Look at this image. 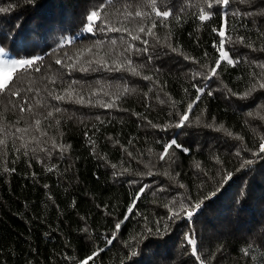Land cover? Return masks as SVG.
<instances>
[{"label":"trees","instance_id":"16d2710c","mask_svg":"<svg viewBox=\"0 0 264 264\" xmlns=\"http://www.w3.org/2000/svg\"><path fill=\"white\" fill-rule=\"evenodd\" d=\"M126 2L135 3L136 0H113L116 8ZM189 2L197 4L198 0H167L173 15L182 17L179 24L173 17L167 20L172 32L170 42L173 46L178 44L184 55L213 66L218 53L213 49L212 41H219V37L211 32L210 25L219 27L220 17L217 15L198 27L201 22L192 15L197 8L188 6ZM101 3L106 5L105 10L110 13L114 26L134 28L140 23L139 18L125 22L120 13L107 7V0H32V3L0 0V7L12 6L10 11L0 13V46L14 59L43 58L37 62L39 72L31 71L19 81L21 88L39 89V95L32 92L22 93V96H28L33 104V97L43 101L44 106L34 108L35 118L42 120V127L47 129L49 136L56 137L58 144L71 145L62 154L59 149L53 151L49 159L31 140L38 133L24 134L23 141L13 137L15 128L12 125L16 120L23 115L31 123L33 114L27 111L21 114L7 103L8 99L19 103L20 98L0 97V113H3L0 125L8 133L7 155L0 159V264H79L98 248L105 250L88 264H121L122 261L123 264H199L185 239V234L193 232L198 255L205 264H264V152L259 151L260 138L264 137V120L246 115L264 104V90L240 99L230 95L223 86L226 84L237 93L243 92L249 72L259 71L249 61H264V53L239 43H226L225 49L231 53L234 48L241 62L236 67L222 63L217 69L219 78L193 79V72L205 69L164 46L163 38L168 29L157 20L154 31L161 38V45L153 51V38L140 34L149 41V53L136 55L133 51L131 55L134 65H145L141 75L108 71L95 62L88 71H80L81 67L88 66L87 61L101 57L110 67L114 66L113 59L123 61L124 57L118 54L127 46L125 41H130L127 33L84 31L86 15ZM182 7L185 10L180 12ZM232 9H239L241 13L259 11L264 9V0H253L251 5L234 0L229 5V11ZM161 10H165L163 6ZM228 23V32L233 39L243 35L246 40L250 37L257 48L264 44V37L259 36L264 31V16L237 20L230 17ZM233 26L236 31L231 30ZM113 39L117 41L115 46L110 43ZM97 40L104 42L101 48H93L92 53L84 52L77 58L78 51ZM131 42L137 48L144 47L140 41ZM205 51L209 53L207 58ZM97 52L99 56L94 55ZM64 53L71 56L72 61L67 60ZM149 54L153 55L151 62L148 61ZM58 58L62 60L61 64H56ZM70 63H75V67L65 66ZM21 71H12L10 77L21 76ZM143 75L153 76L159 84L144 80ZM51 78L56 79L55 84L49 82ZM72 81L78 82L73 88L84 96V104L67 99L55 101L45 90L61 93ZM194 83L207 87L201 102L189 113L190 123L166 131L148 125V120L163 125L178 119L169 115L174 111L169 97L175 101L194 97L196 92L191 87ZM125 85L135 91L116 99ZM185 88L189 89L190 96L185 95ZM209 90L213 93L211 96L207 94ZM89 100L90 104L87 103ZM160 100L165 103L161 104ZM113 101L115 107L100 106ZM52 106L63 111L45 120L44 116ZM184 107L181 104L180 110ZM202 109L205 111L201 122L196 124L195 118L201 115ZM133 113H141L147 120ZM97 116L104 123L97 120ZM56 119L60 120L59 126L55 125ZM213 122L217 126L223 124L233 135L206 127ZM49 124L53 127L47 128ZM18 126L24 127V121ZM236 136L243 139H236ZM89 137L95 141L96 154L88 143ZM172 138L189 151L173 146L169 155L175 153V163L169 166L167 157L160 160L159 153L163 151V143ZM22 143L28 144V156L23 155ZM34 147L37 148L35 154L31 151ZM43 147L50 148L51 142ZM16 148H20V152H16ZM249 160L252 163L246 164ZM196 162L201 166L199 169L194 166ZM51 165L56 167L49 172L46 166ZM4 168L15 171L5 172ZM150 171L151 175L148 174ZM165 171L171 175H164ZM32 173H36L35 177ZM180 184L185 187H179ZM144 185L148 187L132 213H128L132 193ZM161 188L164 191H160ZM213 190L216 195L205 200L191 220L181 213V218L167 221V232H155V221L161 220L163 229V221L170 215L165 207L170 201L188 203L187 197L196 201ZM125 216L128 219L121 225L113 244L106 246V238L111 237L116 231V223ZM146 223L153 229L152 234L145 232ZM141 233L143 236L139 235ZM134 236L139 242L132 239ZM249 245V255L244 256L241 250ZM132 250L136 251L135 256H132Z\"/></svg>","mask_w":264,"mask_h":264},{"label":"snow or ice","instance_id":"6c2138e0","mask_svg":"<svg viewBox=\"0 0 264 264\" xmlns=\"http://www.w3.org/2000/svg\"><path fill=\"white\" fill-rule=\"evenodd\" d=\"M234 2V0H198L197 4H191L189 2L188 6L196 7L197 11L193 13L192 15L196 20H198L200 25L198 27L203 26V22L205 21H211L214 17L219 15L221 24L219 27L211 26V32L215 33L219 37V41L213 40L212 41V47L215 49V52L218 53V56L214 57L213 60V66H210L207 63H202L200 61H196L194 57H190L188 55H184L183 52L180 51V46L177 44L176 46H173V44L170 42L172 39V32H171V26L167 23V20L169 17H173L177 24L180 23L182 17L181 15H173L172 8L167 4V0H136L135 3L126 2L124 3L120 8H116V5L113 3V0H107V7L114 8L117 13H120L122 15L123 20L125 22H133L136 21L137 18H139L140 23L133 27H118L114 26L110 19V13L107 12L106 5L104 3L99 4L94 10H91L86 15V26L84 31L88 33L95 34L96 32L99 33H107V32H121V33H127L130 37V41H125L126 47L121 51L118 56H123V61H119L118 59H113L112 64L114 66H109V62L104 59L103 57L96 59L95 61L89 60L87 61V67H81L80 71H88L92 63L95 62L100 67L107 68L108 71H128L132 75L139 76L141 75V70L145 67L144 64L140 65H134L133 60L131 59V55L133 51L136 55L141 54H148L149 53V41L148 39L142 38L140 34H143L147 37H152L155 41V44L152 45L153 51H155V48L158 45H161L162 41L161 38L156 34L154 29L157 27V20H159V23L161 26L168 29L167 33L165 34V37L163 38V44L168 49L171 50L173 53H179L183 55V58L185 60H193L194 62L200 64V67L202 69H205V71H197L193 72L192 78L195 79L196 77H201L204 80H210L212 77L219 78V73L217 69L221 68L222 63H226L228 66L236 67L241 61L240 57L235 54V49L233 48L231 53L229 50L225 49V44L228 43L229 45H235L236 43L246 45L247 47L251 48L253 51H259L264 53V44H262L259 48L254 46V42L251 41V38L249 37L247 40L245 36L239 35L235 39L229 34V18L231 17L233 20L241 19V18H248V17H255V16H264V9H261L259 11H246L241 13L239 9H232L229 11V5L230 3ZM239 3H247L251 5L253 3V0H238ZM28 3H32V0H28ZM161 6L165 10H161ZM11 5L7 7H0V13H6L11 10ZM131 9H135L132 11ZM185 9L182 7L180 9V12H183ZM103 14V15H102ZM99 21V23H97ZM255 23V21H253ZM147 24V26H146ZM232 31H236L237 29L233 26L231 28ZM191 35V33L189 34ZM260 37H264V31H261L259 33ZM131 41H140L144 47L137 48L134 43ZM71 43V41H68ZM102 40L95 41L91 46H88L85 49H82L78 51L77 58H79L81 55H83L84 52L92 53L93 48H101L103 46ZM111 45L115 46L117 41L115 39L110 41ZM110 53H106L108 55ZM166 54V53H165ZM95 56H99V53H95ZM158 56L159 53H156ZM64 56L67 58V60L72 61V57L68 56L67 53H64ZM209 53L207 51L204 52V57H208ZM235 56V58H233ZM5 48L3 46H0V67L4 68H11L13 72H15L17 69L22 70L21 76H17L15 78L9 77L7 80L0 81V97H17L20 98V102L16 103L12 101L11 99H8L7 103L11 104L13 108L18 109V112L23 114L26 111L33 114L32 122L29 123L28 120H25L24 116L21 115L15 122V124L12 125V127L15 128V132H13L11 135L13 137H16V139H20L23 141L24 134H28L30 132L38 133L39 135H33L31 137V140L37 145L39 148V151L46 153L49 159L52 157L53 151L59 149L61 154L71 147V145L67 144H58L57 139L55 136H49L48 131L46 128L42 127V120L40 118H35L37 116V113L34 112V108L41 107L43 105V101L40 99H36L33 97L34 104L30 102L28 96H22V93H32L35 92L37 96L39 95V89H34L32 87L27 88H21L19 85V81L21 80L22 76L28 75L31 71L39 72L40 71V65L37 63L38 61H42V57L36 56L33 58H20V59H5ZM153 59V55H148V61L151 62ZM56 64H61V59H56ZM249 63L253 66L254 69H259V71H250L248 74V82L247 87L245 90L241 93H237L233 91V89L228 88V86L225 84L223 85L224 88L227 90V92L230 95L238 96L240 99H247L250 97L254 92H257L259 90H264V61L262 60H254L249 61ZM68 68H74L75 63H70L65 65ZM96 70V69H92ZM157 72H159V69H156ZM142 78L144 80L150 81L153 84H159V80H153V76L151 75H143ZM13 79L15 82H13ZM50 83L55 84L56 79L51 78ZM78 83L77 81H72L71 84L68 85L67 88L63 90L61 93H57L54 90H47L48 96L55 100V101H65L66 99L69 101H72L74 103H80L84 104L85 99L83 95H80L79 93L75 92V89L73 88V85ZM222 83V82H221ZM191 87L195 89L196 95L194 97H191L187 100H181V101H175L171 100V97H169V100L171 101V107L174 109V111L169 112V115H175L178 117V119L174 121H170L163 125H158L153 123L151 120H148V125H150L152 128H159L161 131H166L169 128H182L185 126L186 122H189V113L192 112V109L197 106L201 102V97L204 95L205 88L207 85L204 86H198V84H192ZM162 88V86H161ZM152 89L150 88L149 91ZM135 89H129L126 85L123 87V90L120 92V94L116 97V99H119L120 96L129 94L130 92H134ZM75 93V99H73V94ZM184 93L186 96H190L189 89L185 88ZM209 96H211L213 93L211 90L207 93ZM107 95V93H105ZM167 95V94H166ZM145 96H147V93H145ZM159 99V97H157ZM161 104L165 103L164 100L159 101ZM87 103H91V101H87ZM185 105L184 110H180V105ZM27 106V107H25ZM101 107L106 108H112L115 107V102H108V103H101ZM127 109H125L126 111ZM63 110L60 107L52 106L50 110L47 111L46 116H44V119L47 120L49 118H53L54 113H61ZM204 109L201 110V115L196 116L195 123L199 124L201 122V116L204 113ZM264 111V104L259 105L257 107V110L255 112H248L246 115L253 118H259L261 120H264V115H261V112ZM133 115H136L138 117H141L142 119L147 120L146 116H143L141 113H133ZM3 116V113H0V117ZM97 120H99L101 123H104V121L101 120L99 116L96 117ZM215 118H213V121ZM21 121H24V127H19L18 125L21 123ZM190 123V122H189ZM247 123V121H246ZM60 120H55V125L59 126ZM53 127V125L49 124L47 125V128ZM206 127L212 128L215 127V130L217 131H224L227 135L232 136L233 133L226 129L223 124L215 125L213 122L212 124H207ZM21 134L20 136H17L16 134ZM60 136L63 135V133H59ZM84 135L88 137V133L85 132ZM7 136L8 133L6 132V129L0 125V159H2L4 156L7 155L8 151V142H7ZM47 137V140H43L41 138ZM236 139L242 140L243 137L236 136ZM109 139H112L109 137ZM261 143L259 144V151L264 152V137H261ZM49 141L51 142V147L46 148L43 147V145L48 144ZM88 143L93 146V154L95 153V141H93L90 137L88 138ZM115 143L119 144V141H115ZM129 144L132 143L131 140L128 141ZM175 146L176 149H181L184 152H188L189 149L184 148L181 144L177 143L176 138H172L170 141H167L163 143V151L159 153V159L165 160L167 157V161L169 162V166H171L172 163H175V160L173 159V156L175 153H172L169 155V149L173 148ZM13 147H15V144L13 143ZM21 147L25 149L23 155L28 156V144L22 143ZM122 148H124L123 145H121ZM16 152H20V148L15 149ZM32 153L35 154L37 151V148L34 147L31 149ZM124 151L127 152L129 156H132L131 152L127 151V148H124ZM151 149H149V152L151 153ZM237 155H240L239 152H237ZM100 159H103V157H99ZM217 162H219V158L216 157ZM43 163V161H41ZM246 164H251L252 161H245ZM196 168H200L199 162H196L194 165ZM55 165L46 166V170L51 172L55 169ZM113 168L116 167L115 164L112 165ZM5 172L9 171H15V169H8L4 168ZM124 171H127V169H124ZM123 174V173H121ZM149 175L152 174L150 171L148 173ZM164 175L170 176L171 173L165 171L163 173ZM36 173H32V176L35 177ZM115 175V173H114ZM177 175H179L177 173ZM130 183H136L135 181H130ZM45 188L48 187L47 184L44 185ZM148 185H144L139 189L138 192L132 193V202L128 207V213H132L133 208L136 206L137 201L140 198V195L144 193L145 188H147ZM179 187L183 188L185 187L183 184H180ZM160 191H164L163 188L160 189ZM155 195V193H153ZM216 195V191H211L208 195L204 196L203 199H198L196 201H193L191 197H187L188 203H185L184 200H180L177 202L175 199L170 201L169 204H166L165 207L168 208V211L170 215L163 221V229H161L160 225L162 223L161 220H156V229L155 232L159 234L161 230L164 232H167L169 229V225L167 223L168 220H175L181 218V213H183L188 220H191L193 215L201 209L203 206L205 200L210 199L212 196ZM128 217L125 216L124 220H120L116 223L115 229L116 231L112 233L110 238H106L105 244L106 246L112 245L113 241L116 239V234L121 228V225L127 220ZM147 219V218H145ZM84 231H87V229H84ZM145 232L148 234L153 233V229L149 228L147 223L145 224ZM140 236H143V233L139 234ZM133 240L138 241L137 236H134L132 238ZM185 239L187 240V243L191 245V255L195 257L196 261L199 262V264H205V260L201 258L200 255H198L197 250V241L195 238V233L185 234ZM128 247H132L131 245H128ZM251 245H249L246 248H243L241 251L244 256L249 255ZM104 248H98L96 251H93L91 255H89L86 259L79 262V264H88L89 260H93L94 257L98 256L100 252L104 251ZM132 256H135L137 253L135 250H132ZM123 264V261L121 262Z\"/></svg>","mask_w":264,"mask_h":264},{"label":"rangeland","instance_id":"374dc122","mask_svg":"<svg viewBox=\"0 0 264 264\" xmlns=\"http://www.w3.org/2000/svg\"><path fill=\"white\" fill-rule=\"evenodd\" d=\"M5 59H14L13 55L5 52ZM12 69L0 67V81L7 80L11 76Z\"/></svg>","mask_w":264,"mask_h":264}]
</instances>
